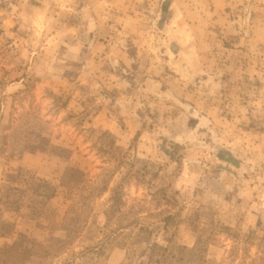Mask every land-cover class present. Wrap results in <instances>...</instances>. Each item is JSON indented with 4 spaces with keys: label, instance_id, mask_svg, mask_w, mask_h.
Listing matches in <instances>:
<instances>
[{
    "label": "rangeland",
    "instance_id": "374dc122",
    "mask_svg": "<svg viewBox=\"0 0 264 264\" xmlns=\"http://www.w3.org/2000/svg\"><path fill=\"white\" fill-rule=\"evenodd\" d=\"M2 134L1 260L264 264V0H0Z\"/></svg>",
    "mask_w": 264,
    "mask_h": 264
},
{
    "label": "trees",
    "instance_id": "16d2710c",
    "mask_svg": "<svg viewBox=\"0 0 264 264\" xmlns=\"http://www.w3.org/2000/svg\"><path fill=\"white\" fill-rule=\"evenodd\" d=\"M3 137H5V134H2V136H0V150L3 147V143L5 142V141H3ZM219 155H220V157L222 159L231 160V161L236 162V163L238 162V158H236V156L234 154H232V152H230V150L221 149V150H219ZM0 193H1V188H0ZM1 199H2V197H1V194H0V201H1ZM38 219H39V225L40 226L46 225V223H44V222H46L45 218L38 217ZM0 221H3L4 225L7 224V223H5L7 221L12 222V220H9V219H7L6 217H3V216H2V220H0ZM55 242L56 241L54 240L53 243H55ZM35 244L36 245L37 244L41 245V242H39L36 239L35 240ZM37 251H38L37 247L35 246L33 252H37ZM49 252H50V250H47L46 253L48 254ZM15 253L18 254V253H22V252L18 251L17 249L10 250L5 256H3L2 260L0 259V261H2L4 264H10L11 261L15 258L14 257ZM193 255H197V251L196 250L193 251ZM144 263L145 262H141V264H144ZM43 264H50V263L47 262V263H43Z\"/></svg>",
    "mask_w": 264,
    "mask_h": 264
}]
</instances>
